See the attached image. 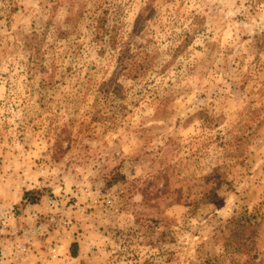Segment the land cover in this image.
<instances>
[{
  "label": "rangeland",
  "instance_id": "obj_1",
  "mask_svg": "<svg viewBox=\"0 0 264 264\" xmlns=\"http://www.w3.org/2000/svg\"><path fill=\"white\" fill-rule=\"evenodd\" d=\"M263 35L264 0H0V239L39 204L34 264H264Z\"/></svg>",
  "mask_w": 264,
  "mask_h": 264
},
{
  "label": "crops",
  "instance_id": "obj_2",
  "mask_svg": "<svg viewBox=\"0 0 264 264\" xmlns=\"http://www.w3.org/2000/svg\"><path fill=\"white\" fill-rule=\"evenodd\" d=\"M42 209H43V206L39 204L38 205H28L25 210H22L23 213H22L21 222H20V225H22V227L18 229L19 233L16 235V237L12 236L10 239L6 237L0 239L1 240L0 245L2 246L3 250H5V252L7 253V260L3 261L4 264H12V263L13 264H34L36 262L37 260L36 257L34 258L29 257L28 260L15 259V257H12L11 259V254L13 253L14 249L18 248L19 246L25 245L26 242L29 241V239L30 240L32 239L31 232L29 233V231L26 230L28 226H32V222H33L30 212L42 211ZM49 239L47 241L43 240L39 242V240H37V238L34 237L33 241H34V245L36 246L35 250L40 253L42 250L40 249V247L42 246L45 247Z\"/></svg>",
  "mask_w": 264,
  "mask_h": 264
},
{
  "label": "built area",
  "instance_id": "obj_3",
  "mask_svg": "<svg viewBox=\"0 0 264 264\" xmlns=\"http://www.w3.org/2000/svg\"><path fill=\"white\" fill-rule=\"evenodd\" d=\"M49 207L52 209L51 210V215H50V219L57 223L60 227L61 226H66L67 225V218L65 215H63V213L61 212H57V213H54L53 209L57 208L59 206V201L57 199H51L49 201ZM32 219L34 221H39L42 217L40 211H35L32 213ZM3 220V219H2ZM43 226L41 223L36 225V227L34 229L31 230V232L34 234V235H43ZM1 244V243H0ZM0 247H2L0 245ZM50 256L52 259H55L57 258L59 255L58 253V246H56V248H53V246L50 248ZM34 249L25 244L23 246H19L18 248L14 249L13 250V255L11 254V259L12 257H15V259H20V260H28L29 257H32L34 255ZM7 260V253L5 252V250L1 249L0 250V264H4L3 261H6Z\"/></svg>",
  "mask_w": 264,
  "mask_h": 264
},
{
  "label": "trees",
  "instance_id": "obj_4",
  "mask_svg": "<svg viewBox=\"0 0 264 264\" xmlns=\"http://www.w3.org/2000/svg\"><path fill=\"white\" fill-rule=\"evenodd\" d=\"M259 41H260V43H259L260 44V48L264 51V35L259 39ZM32 195H33V193L26 192V194L24 196V200H26L28 203L29 202L35 203L37 200L31 199ZM38 199H39V197H38ZM242 228H244V227H242ZM253 234H255V233L253 232ZM254 258H256V256Z\"/></svg>",
  "mask_w": 264,
  "mask_h": 264
}]
</instances>
